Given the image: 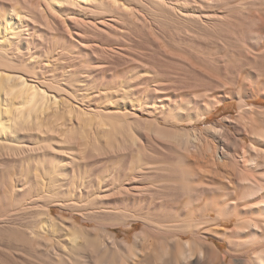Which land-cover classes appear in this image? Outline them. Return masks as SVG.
<instances>
[{
  "label": "bare ground",
  "instance_id": "6f19581e",
  "mask_svg": "<svg viewBox=\"0 0 264 264\" xmlns=\"http://www.w3.org/2000/svg\"><path fill=\"white\" fill-rule=\"evenodd\" d=\"M259 98L264 0H0V264H264Z\"/></svg>",
  "mask_w": 264,
  "mask_h": 264
},
{
  "label": "rangeland",
  "instance_id": "374dc122",
  "mask_svg": "<svg viewBox=\"0 0 264 264\" xmlns=\"http://www.w3.org/2000/svg\"><path fill=\"white\" fill-rule=\"evenodd\" d=\"M250 103H255L257 105L264 104V99L259 98L258 100H250ZM236 115H238V102L236 100H227L224 104H222L221 106H218L216 109L210 111L207 116H206V120L208 121V123H213V122H217V121H222L224 119H227L228 122L230 121H237L238 120V116L236 117ZM237 118V119H236ZM187 123V122H186ZM223 124V123H222ZM225 125V124H224ZM227 128L230 130L231 134H234V129L232 127L231 124L228 123ZM184 128H188V129H193L195 128V125H184ZM221 132H223V130H221ZM247 140L248 142H250V138L247 136ZM102 160L107 162V171L106 174H110L112 172L115 173V180L118 186L120 185H128L129 182L131 181L129 179V177H127V168H124L127 163L125 161V159L123 158L122 155H119L117 157H115L114 159H108L103 158ZM126 164V165H125ZM125 165V166H124ZM93 169H91L92 171ZM94 170L96 171L97 169L94 168ZM90 171V172H91ZM124 174V175H123ZM145 181V180H143ZM142 180L135 181L136 185H133L136 187V189L134 191H140L141 188L140 186L147 184V181L143 182ZM80 221V220H79ZM135 226H137L136 228H133L132 230H129L128 233V237L132 238L133 235L137 232V230H139L142 226V223L139 222L138 224H136ZM116 231L121 232V236L124 235V232L126 231L125 228L121 227L119 229H116ZM225 244H222V248H225Z\"/></svg>",
  "mask_w": 264,
  "mask_h": 264
}]
</instances>
